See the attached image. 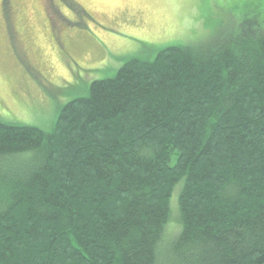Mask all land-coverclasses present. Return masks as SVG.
<instances>
[{
  "label": "trees",
  "instance_id": "trees-1",
  "mask_svg": "<svg viewBox=\"0 0 264 264\" xmlns=\"http://www.w3.org/2000/svg\"><path fill=\"white\" fill-rule=\"evenodd\" d=\"M0 264H264L262 22L128 60L49 131L0 121Z\"/></svg>",
  "mask_w": 264,
  "mask_h": 264
},
{
  "label": "rangeland",
  "instance_id": "rangeland-1",
  "mask_svg": "<svg viewBox=\"0 0 264 264\" xmlns=\"http://www.w3.org/2000/svg\"><path fill=\"white\" fill-rule=\"evenodd\" d=\"M0 2V121L45 131L53 127L63 105L87 96L94 80L114 77L130 59L153 60L159 49L169 46L208 45L237 33L249 20L264 26V0H74L87 15L73 4L53 0L60 14L73 22L63 30L66 21L58 18V32L49 27L44 12L51 1ZM12 4L19 6L16 13L10 11ZM11 13L22 52L7 26ZM24 59L33 61L43 76L25 70ZM77 66L85 73L83 80L74 79ZM64 79L71 80L69 85H62ZM178 185L170 200L167 235L181 227L178 203L183 186Z\"/></svg>",
  "mask_w": 264,
  "mask_h": 264
},
{
  "label": "flooded vegetation",
  "instance_id": "flooded-vegetation-1",
  "mask_svg": "<svg viewBox=\"0 0 264 264\" xmlns=\"http://www.w3.org/2000/svg\"><path fill=\"white\" fill-rule=\"evenodd\" d=\"M49 1H51V3L53 4V5H51V7H50V9H48L47 7H44V12H45V15H47L46 16V18L48 19V21L50 22V24H49V27L52 29L53 28V30H54V32H58L59 30H58V18L59 19H63L62 20V22L64 23V21H66L65 22V24L62 26V29L64 30V28H67V27H71V26H73V22H71L67 17H64V15H62V14H60V12H59V10L55 7V4H54V2H53V0H49ZM64 2H65V4H67V5H72L73 4V6L75 5V6H77V8L78 9H75V10H77V11H79V12H82L83 11V13H85L86 15L88 14L87 13V11L84 9V8H80L75 2H74V0H63ZM12 2V0H8V3L10 4ZM1 3V11H2V9H3V4H2V2H0ZM21 6V10H20V12H19V14H21L22 13V6H23V4H21L20 5ZM10 7V11H11V8H12V10H13V12L14 13H16L18 10H19V6L17 7V8H14L13 7V4H12V6H9ZM52 10V11H51ZM2 14H3V11H2ZM12 14L13 13H11L9 16H7V26H8V29L11 31V37L13 38V41H14V43L16 44V46L18 47V49L22 52V50H21V44H20V33H19V31H18V29L16 28V25H14V23L12 22V20H10V17L12 16ZM3 18H4V14H3V16H2ZM90 17V16H89ZM55 19H56V21H55ZM2 23H5L4 22V19H3V22ZM53 32V31H52ZM64 39V38H63ZM57 40H60V38L58 39L57 38ZM61 41V40H60ZM65 54H68V53H65ZM24 56H23V54H22V58H23ZM69 59L71 60V62H73L74 64H75V59H73V57H72V55L71 54H69ZM23 62H24V64H25V70L27 69V70H29V71H31L32 73H34V74H36V75H39V76H43V74L39 71V69H38V67L36 66V65H34V62L33 61H31V60H23ZM78 67V66H77ZM78 69H79V72L77 73V75L79 74V73H81L82 74V76H77V75H74V79L75 80H79V79H84V75H85V73L82 71V69H80L79 67H78ZM24 70V69H23ZM71 81V80H70ZM70 81H67V82H65V79H64V82H65V84H63L62 83V85H69V83H70ZM1 101V100H0ZM3 102V101H2Z\"/></svg>",
  "mask_w": 264,
  "mask_h": 264
}]
</instances>
